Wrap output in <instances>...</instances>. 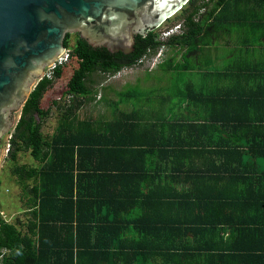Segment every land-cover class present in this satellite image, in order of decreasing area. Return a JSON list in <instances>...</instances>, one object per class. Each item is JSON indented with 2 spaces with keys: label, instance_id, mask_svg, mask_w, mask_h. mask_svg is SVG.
<instances>
[{
  "label": "trees",
  "instance_id": "1",
  "mask_svg": "<svg viewBox=\"0 0 264 264\" xmlns=\"http://www.w3.org/2000/svg\"><path fill=\"white\" fill-rule=\"evenodd\" d=\"M211 1L190 0L177 13L180 34L164 41L154 30L137 35L130 55L91 47L79 37L71 48L78 67L64 91L68 103L54 101L62 122L50 137L42 130L49 110L41 102L63 66L38 81L8 148L13 163L27 152L38 163L15 164L11 171L23 189L29 224L24 232L20 219L0 221V249L7 250L3 264H80L84 240L99 256L109 250L97 244L105 239L136 241L124 250L137 252L141 264L155 256L184 264L195 249L206 252L211 264H264V82L249 89L252 94L231 89L212 100L178 81L180 73L194 70L189 57L210 42L205 37L213 32L216 7L226 0H214L212 7ZM162 47L175 52L159 65L162 77L174 83L164 86L174 102L164 94L153 100L151 92L142 95L131 87L111 102V117L80 119L77 111L95 100L94 74L114 76ZM133 100L130 111L121 109ZM184 105L199 118L187 119ZM146 224L152 228L139 227ZM227 224L238 226L230 231L247 245L240 251L184 243L190 236L220 235Z\"/></svg>",
  "mask_w": 264,
  "mask_h": 264
},
{
  "label": "water",
  "instance_id": "2",
  "mask_svg": "<svg viewBox=\"0 0 264 264\" xmlns=\"http://www.w3.org/2000/svg\"><path fill=\"white\" fill-rule=\"evenodd\" d=\"M189 1L0 0V157L2 137L44 68L64 52L67 33L112 53H129L138 31L155 30Z\"/></svg>",
  "mask_w": 264,
  "mask_h": 264
},
{
  "label": "crops",
  "instance_id": "3",
  "mask_svg": "<svg viewBox=\"0 0 264 264\" xmlns=\"http://www.w3.org/2000/svg\"><path fill=\"white\" fill-rule=\"evenodd\" d=\"M214 0L210 3L213 6ZM214 29L210 36H206V41L210 40L202 47V52L189 57L190 64L195 68L184 73V89L195 92L197 97L206 96L213 100V96L221 94L225 90L245 89L244 93L252 94L249 89L256 88L264 82V0H226L215 10ZM209 34V33H208ZM185 50V49H184ZM263 81V82H262ZM137 85V84H136ZM135 86V85H134ZM184 115L187 119H198L199 114L194 109L188 110L184 105ZM206 118V115L203 114ZM149 147V146H144ZM196 166L197 160L190 161ZM199 162V161H198ZM264 167V161H260ZM190 166V164H186ZM29 210L26 208L24 219H20L22 229L27 231L29 224ZM150 214V213H145ZM155 214V213H152ZM106 227L112 225L106 224ZM117 229L123 228V225L116 226ZM134 228L137 226L133 225ZM139 227L152 226L146 224ZM223 231L220 235L215 234L206 239H196L190 236L184 243L195 246H220L224 252L237 250L240 251L244 245L243 239L231 235V229H237L238 226L232 224L220 226ZM95 246H108L109 250L102 251L103 255L96 256L94 253H100V250H94L84 240L85 254L79 259L80 264H141L137 252L130 255L124 248L134 246L136 241H122L105 239L98 241L91 239ZM246 243V242H245ZM116 244L121 246V250H111V246ZM229 244L233 250L225 249ZM127 245V246H126ZM128 254V255H126ZM184 264H211L205 261L206 252L198 249L190 250ZM145 264H170L165 257L155 256L147 259Z\"/></svg>",
  "mask_w": 264,
  "mask_h": 264
},
{
  "label": "rangeland",
  "instance_id": "4",
  "mask_svg": "<svg viewBox=\"0 0 264 264\" xmlns=\"http://www.w3.org/2000/svg\"><path fill=\"white\" fill-rule=\"evenodd\" d=\"M176 15L166 20L161 26L154 30V32L158 34V39H160L162 33L165 30L178 24ZM69 34L70 37L68 39V45L69 49H71L75 46L76 41L80 36L77 32H70ZM174 56L175 52L171 50V48L162 47L156 54L147 56L143 63L133 67L124 68L114 76L107 74H94L92 77V86L93 89L97 91L95 100L83 105V107L77 111V115L80 117V119H99L111 117V102L117 101L119 99L118 93L120 91H127L131 87H136L140 93H143L142 95L151 92L150 94H152V96H150L153 98V100L157 97V94H164L166 97L168 96L170 97L169 99L172 100V92H169L168 89L171 88L170 86L174 83L162 77L163 70L159 67V65L163 61ZM176 59L181 60V55L178 54ZM77 67V59L71 56L68 62L63 65V73L61 77L54 79L52 86L48 89L42 99V107L45 110H49L48 117L43 120L42 128L44 135L47 137H50L58 129L59 123L62 122V111L56 106V104H54V101H58L60 105L68 103V97L64 94V91L67 88V83L71 78L73 71ZM46 70L47 67L44 68L42 77L44 76ZM178 79L180 86H182L184 83V73H180ZM166 85L168 86V89L164 88ZM153 90L154 92H152ZM174 101L175 100L173 99L172 102ZM136 102L137 100H133L129 103L122 104L121 109L130 111L131 107ZM141 105L142 103L140 104V107ZM20 112L15 113V121L11 126V130L9 133H6L1 140V148L3 153L0 157V212H3L6 219L11 222H15L17 218L23 220L25 217L24 212L27 208L24 203V199L22 198L23 189L11 171L15 164H25L32 167L38 165V163L30 156L28 152L21 153L16 163H13L8 159L7 149L9 148L10 133L13 132L14 127L19 120ZM30 184L32 183L30 182Z\"/></svg>",
  "mask_w": 264,
  "mask_h": 264
},
{
  "label": "built area",
  "instance_id": "5",
  "mask_svg": "<svg viewBox=\"0 0 264 264\" xmlns=\"http://www.w3.org/2000/svg\"><path fill=\"white\" fill-rule=\"evenodd\" d=\"M205 1H211V0H205ZM181 32H182V26H181L180 23H178L174 27L165 30L162 33V35H161L159 40H161V41L162 40H166L167 38L171 37L172 35L180 34ZM70 57H71V49L65 48L64 52L58 57V59L51 66L47 67V70H46V72H45L43 77L52 78L54 70L58 66L65 65V63L68 62ZM146 58H147V56L142 57L136 65L143 63ZM7 151H8V149H7ZM1 220L7 221V219H6L5 215L3 214V212H0V221ZM6 254H7V250L6 249H0V264H3V260H4L5 256H6Z\"/></svg>",
  "mask_w": 264,
  "mask_h": 264
},
{
  "label": "flooded vegetation",
  "instance_id": "6",
  "mask_svg": "<svg viewBox=\"0 0 264 264\" xmlns=\"http://www.w3.org/2000/svg\"><path fill=\"white\" fill-rule=\"evenodd\" d=\"M146 27H148V25H146ZM79 34V33H78ZM140 34V32L138 31V33H136L135 34V39H136V37H137V35H139ZM79 36H80V34H79ZM91 47H94V46H92V45H90ZM97 47H100V46H96V47H94V48H97ZM101 47H103V46H101ZM134 52V50L132 51V52H129V53H124V54H126V55H130V54H132ZM116 53H118V52H116Z\"/></svg>",
  "mask_w": 264,
  "mask_h": 264
}]
</instances>
